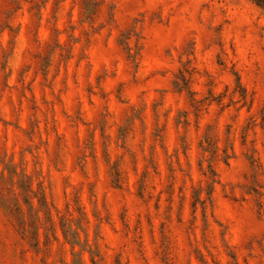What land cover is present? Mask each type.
Wrapping results in <instances>:
<instances>
[{"label":"rangeland","instance_id":"rangeland-1","mask_svg":"<svg viewBox=\"0 0 264 264\" xmlns=\"http://www.w3.org/2000/svg\"><path fill=\"white\" fill-rule=\"evenodd\" d=\"M264 0H0V264H264Z\"/></svg>","mask_w":264,"mask_h":264},{"label":"trees","instance_id":"trees-1","mask_svg":"<svg viewBox=\"0 0 264 264\" xmlns=\"http://www.w3.org/2000/svg\"><path fill=\"white\" fill-rule=\"evenodd\" d=\"M263 7H264V3H263Z\"/></svg>","mask_w":264,"mask_h":264}]
</instances>
